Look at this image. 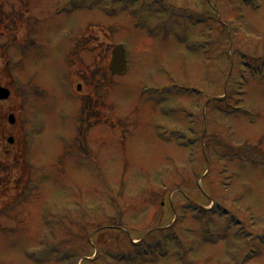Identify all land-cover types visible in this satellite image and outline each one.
I'll return each instance as SVG.
<instances>
[{
    "label": "rangeland",
    "instance_id": "obj_1",
    "mask_svg": "<svg viewBox=\"0 0 264 264\" xmlns=\"http://www.w3.org/2000/svg\"><path fill=\"white\" fill-rule=\"evenodd\" d=\"M0 16V108L30 134L0 144V264H264V0Z\"/></svg>",
    "mask_w": 264,
    "mask_h": 264
},
{
    "label": "flooded vegetation",
    "instance_id": "obj_2",
    "mask_svg": "<svg viewBox=\"0 0 264 264\" xmlns=\"http://www.w3.org/2000/svg\"><path fill=\"white\" fill-rule=\"evenodd\" d=\"M6 20H7L6 17L0 16V26H3V27H1L3 30H6V28L4 27L7 25ZM1 56H2V54H1ZM7 65H8V62H7V64H5V67H6L7 72L9 73V70L7 69L8 68ZM0 88L11 92V89L9 88L8 85L6 86V85L0 84ZM10 98H11V93H10L9 99ZM8 100L0 102V104L5 103ZM12 111L13 110H11V109H7L5 111L4 109L0 108V144H6L10 147V146H12V145L14 146L16 143H18L20 145V148H21L22 129H24L25 125H23V124L21 125V123H17V119L14 115V112H12ZM9 116H13L12 125L8 124ZM9 140H11V142H9Z\"/></svg>",
    "mask_w": 264,
    "mask_h": 264
},
{
    "label": "water",
    "instance_id": "obj_3",
    "mask_svg": "<svg viewBox=\"0 0 264 264\" xmlns=\"http://www.w3.org/2000/svg\"><path fill=\"white\" fill-rule=\"evenodd\" d=\"M126 68L125 55L120 47H116L112 52V60L110 64V72L113 75H122ZM9 96L7 91L0 89V99L5 100Z\"/></svg>",
    "mask_w": 264,
    "mask_h": 264
}]
</instances>
